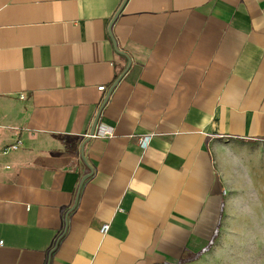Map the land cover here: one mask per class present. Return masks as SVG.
I'll list each match as a JSON object with an SVG mask.
<instances>
[{"label":"crops","instance_id":"1","mask_svg":"<svg viewBox=\"0 0 264 264\" xmlns=\"http://www.w3.org/2000/svg\"><path fill=\"white\" fill-rule=\"evenodd\" d=\"M125 1L0 0V147L22 141L0 156V264H233L264 0ZM99 113L114 133L89 138Z\"/></svg>","mask_w":264,"mask_h":264},{"label":"rangeland","instance_id":"2","mask_svg":"<svg viewBox=\"0 0 264 264\" xmlns=\"http://www.w3.org/2000/svg\"><path fill=\"white\" fill-rule=\"evenodd\" d=\"M259 148L264 151L263 146L250 147V150ZM262 163L263 168L258 167L257 176L255 173L254 177L249 175V181L243 180L247 189L240 184L226 196L230 217L226 216L223 223L222 262L264 264V160ZM236 194L242 205L238 199L235 202Z\"/></svg>","mask_w":264,"mask_h":264},{"label":"built area","instance_id":"3","mask_svg":"<svg viewBox=\"0 0 264 264\" xmlns=\"http://www.w3.org/2000/svg\"><path fill=\"white\" fill-rule=\"evenodd\" d=\"M100 91H104L105 87H100L99 88ZM24 98V97H23ZM114 131L111 127H108L104 124H100L96 127V130L94 132V134L91 136L92 138H108L111 137L113 135ZM151 137H145L142 139V145L144 147H147V145L149 144ZM22 146V141L20 139H17L15 142L5 145L3 147H0V156L1 155H8L12 152H16L18 151ZM6 169H10V166H6ZM110 225L109 224H105L102 229L101 232L103 234H106L109 230ZM2 244V243H0Z\"/></svg>","mask_w":264,"mask_h":264},{"label":"water","instance_id":"4","mask_svg":"<svg viewBox=\"0 0 264 264\" xmlns=\"http://www.w3.org/2000/svg\"><path fill=\"white\" fill-rule=\"evenodd\" d=\"M127 1V0H126ZM125 1V2H126ZM117 17V16H116ZM116 19V18H115ZM99 117H100V113L98 114V116H97V118H96V121H95V124H94V126H93V129H92V131H91V133H90V137L89 138H92L91 136L94 134V132H95V130H96V127H97V124H98V121H99ZM90 175H88L86 178H84L83 180H82V183H84V181L89 177Z\"/></svg>","mask_w":264,"mask_h":264},{"label":"trees","instance_id":"5","mask_svg":"<svg viewBox=\"0 0 264 264\" xmlns=\"http://www.w3.org/2000/svg\"><path fill=\"white\" fill-rule=\"evenodd\" d=\"M218 237H219V235H217L216 237H214V239H213V241L210 243V245L205 249V251H204V253L205 252H208L211 248H212V246L214 245V243L218 240ZM203 253H200V255L199 256H201Z\"/></svg>","mask_w":264,"mask_h":264}]
</instances>
